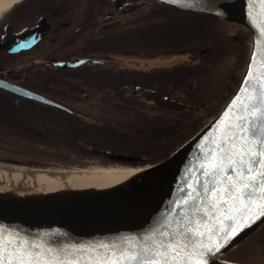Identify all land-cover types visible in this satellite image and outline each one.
Returning a JSON list of instances; mask_svg holds the SVG:
<instances>
[{"label":"trees","instance_id":"trees-1","mask_svg":"<svg viewBox=\"0 0 264 264\" xmlns=\"http://www.w3.org/2000/svg\"><path fill=\"white\" fill-rule=\"evenodd\" d=\"M113 1L106 0L107 11L114 9ZM145 1L121 14L120 23L104 30L92 43L93 50H87L108 63L86 65L76 71L74 86L65 85L75 96H90L92 101L75 102L77 115L44 108L12 120L27 130L9 136L15 146L28 143L47 149L27 146L28 157L12 156L7 162L69 170L77 159L99 158L143 169L167 159L215 119L242 78L250 32L212 16L150 6V0L128 3L138 6ZM92 2L100 10L101 0ZM170 58L174 60L168 62ZM146 95L182 107L169 109ZM111 155L134 160L119 161ZM45 157L60 164L39 161Z\"/></svg>","mask_w":264,"mask_h":264},{"label":"water","instance_id":"water-1","mask_svg":"<svg viewBox=\"0 0 264 264\" xmlns=\"http://www.w3.org/2000/svg\"><path fill=\"white\" fill-rule=\"evenodd\" d=\"M156 5H164L185 13L203 14L245 27L250 32V51L246 67L234 93L219 114L207 123L203 129L177 149L164 161L144 167L141 176L125 188L113 191L79 205L68 218L51 216L46 210L36 205L0 206V234L5 240L15 237L16 241L24 240L29 244H41L57 250H67L66 257L75 255L87 261L90 256H99L112 246L127 247L129 243L143 244L149 236L157 237L159 231L167 230L168 224L181 219L189 207L181 201L191 191L189 184L196 179H203L202 170L198 167L203 162L204 152L210 146V140L218 135L217 128L221 121H228L233 101L239 95H245V81L249 72L257 74L264 70V33L260 31L261 15L264 5L258 0H150ZM125 0H116V7L124 5ZM135 6L129 11L138 8ZM44 32L36 28L17 37L9 46L17 48L35 44ZM17 52L19 50H9ZM97 65L106 62L92 59H75L71 62L56 64L59 68L74 69L86 63ZM23 95L33 100L65 108L51 100L29 91ZM166 108H181L169 100L155 97ZM236 106H239L237 101ZM119 161L134 159L120 155H111ZM142 169V168H137ZM124 216V217H122ZM109 218L117 224L102 229L99 223ZM264 225V216L243 227L225 242L218 251L207 255V264H237L224 261L223 258L244 244ZM105 246V247H101ZM11 251V249H9Z\"/></svg>","mask_w":264,"mask_h":264},{"label":"snow or ice","instance_id":"snow-or-ice-1","mask_svg":"<svg viewBox=\"0 0 264 264\" xmlns=\"http://www.w3.org/2000/svg\"><path fill=\"white\" fill-rule=\"evenodd\" d=\"M245 84L244 97L235 98L225 113L231 116L221 121L198 165L203 179L188 185L191 191L181 204L189 207L167 230L143 244L112 246L87 261L0 234V264H207L208 254L264 216V70L249 72Z\"/></svg>","mask_w":264,"mask_h":264},{"label":"flooded vegetation","instance_id":"flooded-vegetation-1","mask_svg":"<svg viewBox=\"0 0 264 264\" xmlns=\"http://www.w3.org/2000/svg\"><path fill=\"white\" fill-rule=\"evenodd\" d=\"M92 1L23 0L0 16V163L16 165L7 162L9 158L2 152L19 148L10 135L27 133L20 121L12 120L28 117V110L43 112L44 108H50L56 114L77 115L75 102L81 103L82 99L92 101L90 96H75L74 89L65 88V85L74 86L76 71L93 63L74 69L59 68L56 64L75 59L99 60L107 64L106 60L92 57L87 50H93L92 43L102 37L104 30L120 23L118 17L121 14L135 7L125 0L124 5L118 8L114 0V9L107 11L106 0H101L98 10ZM144 3L146 1L138 6ZM154 5L150 3V6ZM36 28L44 34L31 47L9 46L17 37ZM24 91L41 95L65 110L28 98L23 95ZM146 97L155 101L153 96ZM27 146L32 145L23 143L19 150L25 151ZM261 231L262 252L259 256L263 260L264 226Z\"/></svg>","mask_w":264,"mask_h":264},{"label":"bare ground","instance_id":"bare-ground-1","mask_svg":"<svg viewBox=\"0 0 264 264\" xmlns=\"http://www.w3.org/2000/svg\"><path fill=\"white\" fill-rule=\"evenodd\" d=\"M21 1L0 0V14ZM143 172L137 168L108 167L68 173L0 163V206L36 205L51 216L68 218L79 205L125 188ZM116 224L115 219L109 218L100 222L99 227Z\"/></svg>","mask_w":264,"mask_h":264},{"label":"rangeland","instance_id":"rangeland-1","mask_svg":"<svg viewBox=\"0 0 264 264\" xmlns=\"http://www.w3.org/2000/svg\"><path fill=\"white\" fill-rule=\"evenodd\" d=\"M9 10V9H8ZM8 10L2 12L0 14V16H2L5 12H7ZM251 37V35H250ZM168 62L169 61H173L174 59L170 58V59H166ZM158 61L152 63V64H156ZM221 73H223L222 68L220 69ZM220 73V74H221ZM31 147H34L36 149H47L45 147L42 146H34L32 145ZM3 154H5L6 156H8V158L12 157V156H19V157H28V153H26L25 151H17L14 149H11L7 152H2ZM35 159L37 158V155H34ZM39 161L43 162H47V163H55V164H60L59 162L49 158V157H45V160H40ZM74 164V166L72 168L68 169H50V170H57V171H67L69 172H78V171H94L97 170L99 168H108V167H113V168H128L129 166H124V165H119V164H112L108 161L102 160L99 158H93V159H77V161ZM65 168V167H64ZM129 168H133V167H129ZM40 169H44V168H40ZM261 232L259 231L256 235H254L251 239H249L247 242H245L244 244H242L241 246H239L236 249H233V251L231 250V252H229L224 258V261L227 262H231V263H237V264H264V259L262 260V258L259 256V254L262 252V248L260 246V238H261ZM255 261H257V263H255Z\"/></svg>","mask_w":264,"mask_h":264}]
</instances>
